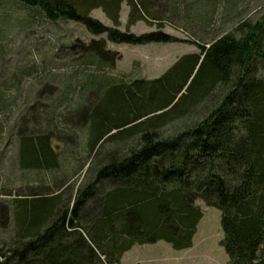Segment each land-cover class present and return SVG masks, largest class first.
<instances>
[{
  "label": "trees",
  "instance_id": "1",
  "mask_svg": "<svg viewBox=\"0 0 264 264\" xmlns=\"http://www.w3.org/2000/svg\"><path fill=\"white\" fill-rule=\"evenodd\" d=\"M0 2L36 10L50 22H79L115 43L175 40L160 29L134 34L116 28L122 2L129 24L140 18L161 21V8L150 11L149 0ZM219 3L195 0L182 5L181 14L171 5L170 11L187 19L194 10L198 27L207 30ZM95 8L113 26L90 18ZM5 23L0 19V31ZM197 47V53L179 56L151 80L105 78L100 86L110 102L106 109H85L79 91V103L63 116L68 127L57 132L62 140L69 135L71 142L70 125L84 127L83 149L94 156L93 162L88 161L85 178L69 202H60L58 193L38 192L0 200V232L10 222L16 227L8 239H0V264H119L134 244L157 240L174 250L189 248L201 217L195 200L219 212V244L226 264H264V13L254 21L241 19L230 32ZM68 48L101 66H111L117 58L103 39L74 42ZM210 98L213 103L192 123L165 137L155 131L197 104L206 107ZM79 110L83 118L75 124L70 118ZM19 124L15 142L19 159H25L18 160L19 167H58L50 133H30L24 120ZM136 133L137 143L126 150L95 156L103 141Z\"/></svg>",
  "mask_w": 264,
  "mask_h": 264
},
{
  "label": "rangeland",
  "instance_id": "2",
  "mask_svg": "<svg viewBox=\"0 0 264 264\" xmlns=\"http://www.w3.org/2000/svg\"><path fill=\"white\" fill-rule=\"evenodd\" d=\"M149 1L152 2L150 11L156 12L161 8V21L140 18L129 24L128 7L122 2L116 28L134 34L160 29L175 40L140 45L115 43L106 40L103 33L92 34L79 22L67 19L50 22L36 10L0 2V19L6 22L0 31V200L9 202L14 198H30L36 195L31 194L34 192L40 196L58 193L60 202L72 199L75 188L85 178L83 172L88 161L92 163L94 156L83 149V144L86 145L83 142L84 127L70 125L68 129L75 139L71 142L69 135H64L65 141L57 131L68 127L63 116L79 103V91L87 103L85 109L93 105L106 109L110 102L103 97V86H100L105 78L122 81L156 78L179 56L197 53V44L206 45L223 32H230L241 19L254 21L264 13V0H228L226 4L217 0L219 4L213 9L210 26L201 30L194 18V10L188 11L187 19H181L170 11L173 6L181 14L180 7L195 0ZM89 16L104 25L113 26L99 8L92 9ZM90 39H103L104 47L117 53L111 66H101L68 48L74 42L87 43ZM81 86H84L82 90ZM213 99L210 98L206 107L197 104L188 112L159 125L155 131L162 137L171 135L198 119ZM28 105L33 111L28 112L30 108L25 113ZM178 108L176 106L174 111ZM81 113L79 110L70 120L75 124L81 123ZM23 120L30 133H50L49 146L58 155V167L38 170L19 167L18 160L20 163L25 159H19L15 139L16 129ZM137 141L138 133L122 140L103 141L95 156H102L112 149L124 151ZM194 204L198 206L201 217L189 248L174 250L161 240L134 244L122 253L119 264H226V256L219 244L218 210L206 206L201 200H195ZM13 226L10 222L0 232L1 240L8 239L16 231Z\"/></svg>",
  "mask_w": 264,
  "mask_h": 264
}]
</instances>
